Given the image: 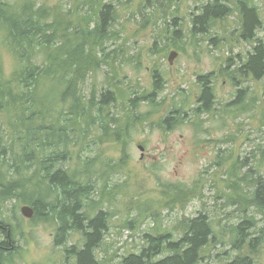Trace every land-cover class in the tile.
I'll use <instances>...</instances> for the list:
<instances>
[{
    "label": "rangeland",
    "instance_id": "1",
    "mask_svg": "<svg viewBox=\"0 0 264 264\" xmlns=\"http://www.w3.org/2000/svg\"><path fill=\"white\" fill-rule=\"evenodd\" d=\"M8 1L21 4L27 0ZM33 1L47 9L58 7L76 11L78 7V13L85 16L81 28L86 30L90 26L93 29L95 25V15L90 11L92 4H87L89 1ZM209 1L94 0L96 8L103 3H112L116 21L104 52H93L100 65L99 70L80 86L84 97L88 99L91 92L98 95L107 89L116 93L117 109L112 111L120 116L124 130L131 120L127 113L129 101L151 93L156 72L165 80V90L158 101L162 103L160 110L141 122L140 114H137L134 128L121 132L123 143L99 141L102 130L101 120H98L83 123L88 127L85 128L86 137L80 138L71 151L70 167L80 171L84 159L99 158L94 163L98 165L99 186L107 184L103 195L100 194L102 206L90 209L94 211L89 215L93 217L100 209L111 216L103 251L98 254L102 264H121L124 256L138 253L145 244L143 236L147 233L155 235L167 229L178 240L182 235L176 229L180 222L201 215L211 219L215 236L204 247V259L199 264H227L240 252L252 256L254 264H264L263 239L256 242L253 254L247 248L233 249L235 227L243 221L254 228L252 232H257L256 236H264V215L254 206H241L240 198V203L231 205L233 187L240 192V188H245L248 192L253 190L252 176L264 179L263 82L237 74L233 82L224 75L228 59L233 58L238 65L240 57L251 49V45L240 38L241 24L237 13L216 22L210 33L198 34L196 38L189 34L191 18L198 16ZM251 1L264 23V0ZM88 12H91L89 16ZM173 16L178 17L176 27L181 25L183 29L186 41L182 43L180 39H175V44L170 41L175 26ZM1 37L0 33V67L8 77L19 64L4 48ZM258 37L264 41V25ZM174 52L177 56L171 64L169 57ZM235 68L229 71L233 72ZM209 74H213L214 108L197 117L194 110L200 107L196 99L201 94L198 80ZM238 90H244L240 100L237 99ZM174 107L177 111L184 110L183 114L180 112L181 122L165 131L160 120L165 119ZM139 110L144 116L150 111V105L142 101ZM7 120V116L0 117V128L6 126ZM123 151L128 156L124 163L121 161ZM77 158L81 160L79 165ZM66 166L69 168L68 164ZM241 178L249 186H244ZM172 189L189 191L184 197L179 195L181 204L178 201L166 203V192ZM251 195L247 193V196ZM24 206L29 205L0 204L3 216L17 214L18 219L8 220L12 227L17 222L22 227L21 235L15 236L14 246L19 247V254L14 257V264H75L73 256L66 259L62 247H55V225L31 223L34 214L32 218L24 217L21 212ZM2 239L0 237V241ZM81 240L82 235L73 232L72 239L66 242L71 246Z\"/></svg>",
    "mask_w": 264,
    "mask_h": 264
},
{
    "label": "trees",
    "instance_id": "2",
    "mask_svg": "<svg viewBox=\"0 0 264 264\" xmlns=\"http://www.w3.org/2000/svg\"><path fill=\"white\" fill-rule=\"evenodd\" d=\"M86 1L92 4L90 11L95 15V25L93 29L89 26L83 30L81 24L85 16L78 13V7L76 11H64L58 7L47 9L33 0L21 4L0 0L3 46L19 64L8 77L0 67V117L8 118L6 126L0 128V204L12 202L29 205L34 211L31 223H53L55 247H62L66 259L70 255L75 258V264H102L96 250L103 247L104 233L108 230V214L100 211L95 217L89 215L94 211L90 209L102 206L101 196L107 184L99 186L96 175L98 165L94 164L99 158L92 161L84 159L80 171L79 168L70 167L71 151L80 138L86 137L85 128L88 127H84L83 123L98 120H101L99 126L102 130L99 141L123 143L121 132L134 128L137 114H140L141 122L158 113L162 105L158 101L165 90V80L161 73L156 72L151 93L129 101L127 113L132 121L124 130L121 129L120 116L112 111L113 108L117 109L116 93L109 89L98 95L91 92L86 99L80 86L88 76L99 70L100 65L93 52H104V45L116 21V9L112 3H101L96 8L94 0ZM16 5H24L25 8L17 13L14 11ZM235 13L240 19V38L252 49L243 58L239 55L241 63L238 65L233 58L228 59L224 75L233 82L236 74L261 81L264 94V41L258 38L264 23L251 0H210L201 8L198 16L191 18L189 34L196 38L198 34L210 33L216 22L224 21ZM172 20L175 26L170 41L173 44L177 39L181 43L186 41L181 25L176 27L178 17L173 16ZM156 45L155 42L154 48ZM232 67L236 68L230 72ZM198 81L201 84L202 106L201 110H194V114L200 117V114L213 110L215 94L211 75L201 76ZM243 94L244 90H238L237 99L240 100ZM142 101L150 105V111L144 116L139 110ZM181 111L183 114V108L177 111L174 107L165 119L160 120L165 131L172 130L181 122ZM174 116H177L176 121ZM121 157L123 163L128 159L124 151ZM76 161L79 165L81 160L77 158ZM252 179L253 190L247 192L245 188H240V192L233 187L231 205L240 203L242 199L241 206H254L264 215V179L261 176H252ZM240 180L244 186H249L247 181ZM186 193L189 191L183 189L167 191L166 203L178 201L181 204V198ZM247 193L252 195L247 196ZM14 216H3L0 211V237H3L0 241V264H14L13 259L19 254V247L14 245L15 236L21 235L22 227L18 222L12 227L8 221L10 218L18 219L16 213ZM200 217L193 221L184 218L180 226H176L182 234L178 240L167 229L157 235L144 234L145 244L139 252L124 256L121 264L201 263L211 234L205 223L207 216ZM250 229L254 228L249 227L246 221L235 227L233 249L240 250L247 240L250 250L255 251V244L262 237L254 232L251 238L248 234ZM73 232L81 234L83 238L69 246L66 240L72 239ZM242 253L231 257L227 264H254L252 256ZM164 254V258L158 259L159 255Z\"/></svg>",
    "mask_w": 264,
    "mask_h": 264
},
{
    "label": "bare ground",
    "instance_id": "3",
    "mask_svg": "<svg viewBox=\"0 0 264 264\" xmlns=\"http://www.w3.org/2000/svg\"><path fill=\"white\" fill-rule=\"evenodd\" d=\"M27 7V6H26ZM25 8V6L24 5H16L15 7H14V11L15 12H17V13H21L22 12V10ZM263 28V27H262ZM262 28L259 30V31H261L262 30ZM259 38V37H258ZM251 49H252V47H251ZM250 49V50H251ZM29 207V206H28ZM31 208V207H30ZM100 209H98L97 210V212H96V214L93 216V217H95L100 211H99ZM111 218V216L110 215H107V219L109 220ZM198 218H201L200 216H196L195 218H185V219H188L189 221H193V220H195V219H198ZM206 219H208V221H206L205 220V223H206V225H207V227H208V229H209V232H210V234H211V236L209 237V242H212L213 240H214V236H215V232H214V230H213V226H212V224H211V219L210 218H208V217H206ZM110 227V222L108 223V228ZM107 232V231H106ZM105 232V233H106ZM105 233H104V235H105ZM248 234H250V237L252 238L253 237V232H252V229H250L249 230V232H248ZM263 234H264V232H263ZM83 238V237H82ZM261 239H263L264 240V238L262 237ZM250 240V239H249ZM259 242V241H258ZM247 243V244H246ZM248 243L249 242H247V240L245 241V243L242 245V248L245 250L246 248L249 250V251H251L250 250V247H249V245H248ZM70 246V245H69ZM103 251V249L102 248H98L97 250H96V254L98 255L100 252H102ZM252 252V251H251ZM252 254H253V252H252ZM70 257V255L68 256V258ZM159 257H160V255H159ZM98 258H99V256H98ZM164 258V257H163ZM99 260H100V258H99ZM101 261V260H100Z\"/></svg>",
    "mask_w": 264,
    "mask_h": 264
},
{
    "label": "water",
    "instance_id": "4",
    "mask_svg": "<svg viewBox=\"0 0 264 264\" xmlns=\"http://www.w3.org/2000/svg\"><path fill=\"white\" fill-rule=\"evenodd\" d=\"M176 56H177V54H176L175 52L172 53V54L170 55V57H169V62L171 63V62L175 59ZM139 149H140L141 151L144 150V148H143L142 146H140ZM21 212H22L23 216L26 217V218H32V216H33V214H34L33 209L30 208V207H28V206H24V207L22 208Z\"/></svg>",
    "mask_w": 264,
    "mask_h": 264
},
{
    "label": "flooded vegetation",
    "instance_id": "5",
    "mask_svg": "<svg viewBox=\"0 0 264 264\" xmlns=\"http://www.w3.org/2000/svg\"><path fill=\"white\" fill-rule=\"evenodd\" d=\"M171 64H172V63H171ZM209 75L212 76L213 74H209ZM212 81H213V80H212ZM212 84H213V83H212ZM200 98H201V94H200V96L198 97V99H196V101L199 103V105H200V100H201ZM201 106H202V105H200V107H199L200 110H201Z\"/></svg>",
    "mask_w": 264,
    "mask_h": 264
}]
</instances>
